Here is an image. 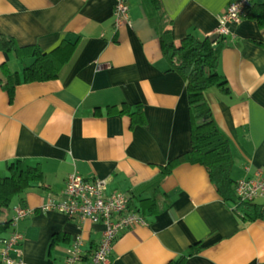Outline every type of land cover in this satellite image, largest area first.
I'll use <instances>...</instances> for the list:
<instances>
[{
    "label": "crops",
    "instance_id": "crops-1",
    "mask_svg": "<svg viewBox=\"0 0 264 264\" xmlns=\"http://www.w3.org/2000/svg\"><path fill=\"white\" fill-rule=\"evenodd\" d=\"M116 1L0 0V39L22 47L0 49V174L21 159L39 164L49 186L26 189L15 203L34 210L18 223L26 264H64L77 237L87 253L99 244L102 224L41 208L62 197L73 172L129 195L145 219L116 240L109 264H168L193 246L188 264H264V218L246 220L204 164L185 159L159 180L192 148L186 80L164 55L151 0H129L130 22L118 27ZM161 1L177 38L218 37L227 84L206 97L229 140L231 177L264 176V27L247 15L219 37L232 0ZM34 47L57 77L23 81ZM5 79H18L13 96ZM254 202L264 204V194Z\"/></svg>",
    "mask_w": 264,
    "mask_h": 264
},
{
    "label": "trees",
    "instance_id": "trees-1",
    "mask_svg": "<svg viewBox=\"0 0 264 264\" xmlns=\"http://www.w3.org/2000/svg\"><path fill=\"white\" fill-rule=\"evenodd\" d=\"M151 5L154 10L156 9L155 11H157L159 20H163L160 38L164 55L169 61L170 68L182 73L185 77L188 101L192 114V148L189 152L180 156V158L172 160L163 169L159 180L168 175L176 165L185 159L191 162H200L207 167L212 180L217 185L218 191L223 198L237 203L240 214L246 220L252 221L264 218V204L256 203L253 200L244 201L237 196V182L231 177L233 158L230 152L229 140L217 126L211 103L206 97V90L208 88L215 85L224 87L227 84V80L219 69L221 45L218 37H201L195 34H187L177 38L173 27H166L168 16L165 14L162 1L151 0ZM247 15L255 19L261 27H264V1L252 3L247 11ZM170 22L171 20H169ZM0 49H15L19 52L22 47L17 45L13 37L4 36L0 39ZM32 54H36L37 57L31 64L23 68V81L57 77V71L49 69L47 60H43L45 62L41 61L42 57H40V54H43V51L39 47H34ZM17 83L18 79L15 82L5 79L2 85L13 96ZM8 171L5 175L0 174V249L2 248L3 240L7 239L11 232L18 230V223L23 218L18 219L17 224L14 225V219H16L18 214L17 208H27L28 214L34 211L20 203L15 208V215L11 216L8 213V207L12 203V197L14 195L15 197L20 196L26 189L36 186L45 189L49 188L45 182L44 171L39 164L26 163L21 159H16L9 163ZM64 190L60 199H50L56 201L62 200L64 198ZM131 198L129 197L130 208ZM22 199L23 197L20 202ZM145 200L143 199V201ZM133 212L139 213L136 210H133ZM198 249V247L193 246L186 253L170 260L168 264H188L189 257L196 253ZM2 263L0 259V264Z\"/></svg>",
    "mask_w": 264,
    "mask_h": 264
},
{
    "label": "built area",
    "instance_id": "built-area-1",
    "mask_svg": "<svg viewBox=\"0 0 264 264\" xmlns=\"http://www.w3.org/2000/svg\"><path fill=\"white\" fill-rule=\"evenodd\" d=\"M253 0H232L226 10L220 14L214 35L225 36L231 32V26L242 22ZM129 0H117L114 9L116 27L129 23ZM237 196L244 201H254L264 194V176L258 172L256 177L239 180L236 183ZM43 210H57L66 216H79L93 223L102 224V235L96 249L87 253L84 240L77 237L67 249L64 264H109V255L116 240L136 225L145 224L139 213L130 210L129 197L123 192L106 193V183L99 177L86 178L78 172L69 175L60 201L49 199L41 206ZM18 219L28 214V209L17 208ZM23 235L18 230L3 240L0 249L1 260L5 264H26L20 244Z\"/></svg>",
    "mask_w": 264,
    "mask_h": 264
},
{
    "label": "rangeland",
    "instance_id": "rangeland-1",
    "mask_svg": "<svg viewBox=\"0 0 264 264\" xmlns=\"http://www.w3.org/2000/svg\"><path fill=\"white\" fill-rule=\"evenodd\" d=\"M18 200H19V196H16V197H15V195H14V196L12 197V199H11L12 203H11V205L8 207L10 211H12L13 208H16V207H17V206L15 207V203H17ZM0 259H1V256H0ZM2 264H3V263H2ZM4 264H5V263H4Z\"/></svg>",
    "mask_w": 264,
    "mask_h": 264
}]
</instances>
